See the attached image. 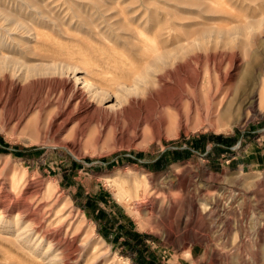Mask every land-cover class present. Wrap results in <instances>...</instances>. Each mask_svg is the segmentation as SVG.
I'll use <instances>...</instances> for the list:
<instances>
[{"label": "rangeland", "instance_id": "374dc122", "mask_svg": "<svg viewBox=\"0 0 264 264\" xmlns=\"http://www.w3.org/2000/svg\"><path fill=\"white\" fill-rule=\"evenodd\" d=\"M180 39L192 58L111 109L15 64L133 75ZM0 41V264H264V0H0ZM218 85L223 122L187 109Z\"/></svg>", "mask_w": 264, "mask_h": 264}, {"label": "bare ground", "instance_id": "6f19581e", "mask_svg": "<svg viewBox=\"0 0 264 264\" xmlns=\"http://www.w3.org/2000/svg\"><path fill=\"white\" fill-rule=\"evenodd\" d=\"M148 4H149V2H148ZM152 4L153 3H151V5ZM40 7H37V8H39L37 12H41ZM108 10H110V8L104 9L103 13L108 11ZM133 10L135 12V15H133L131 17V21H133V23L138 22V21L140 23V21L142 22L144 19L146 20L148 18L147 17L148 11L146 9L145 10L143 9L144 11H142V12H141L142 9H133ZM138 12H141V13H138ZM47 13H48V11H47ZM48 15H50V13ZM9 16H10L9 14L4 12V19L5 20H8ZM18 20H19V23H17L16 28H18V29L24 28L25 29V26L23 24L24 22H22L20 19H18ZM29 27H30V25H29ZM182 41L183 40H181V39L177 41V43L179 45L178 48L164 49L161 51H159V49H154L153 51H150V53H146V52L143 53L142 55L145 56V58L148 60L146 62V66H145L144 70H142L141 72H135L133 75L118 74V75L110 76V75H108L109 71L106 72L105 70H102V69L101 70H99L97 68L96 69H89V68H83V67L71 66V65L59 67L57 64H51L45 68H42L39 63H35L33 65H30V63H28L27 61H18V60H16L15 64L16 65L19 64L18 66L22 67L21 70L23 71L22 73L25 77H30V76L39 75V74H53V73H59V72L66 73V72L71 71L72 74H74L73 75V81H72L73 85L71 86V92L72 93L69 90L70 89L69 86L68 85L67 86L69 88L68 89L69 92L72 94L71 98L74 101L72 103L73 105L74 104L78 105L82 102L87 101L88 102L87 104H90V105L93 104L94 106H99V107L101 106V107H104L106 109H111V108H114L115 106H117L119 104L121 105V103L125 99H127L132 93H137L139 91H143L144 89H146L148 87L149 83H151V81H152L151 79H153V83L155 85L156 84L161 85L162 81L166 82L167 80L171 79L173 72L169 69H166V68L171 67V66L172 67L173 66H180V65L183 66L182 64L183 63L185 64V62L187 61V58H190V57H188V55H190L189 50H187V48H185V45L181 43ZM1 43L2 42L0 41V46H1ZM191 58H192V56H191ZM200 58H201L200 53H195L193 56V59H196V60H198ZM8 60L9 59L7 56L0 54V68H2V69L6 68L8 66ZM164 68H165V70H163ZM90 75H93L94 77L99 76L100 78L93 81L91 78H89ZM228 82H230V81H228ZM197 83H191V82L188 83L191 88H194L192 94L193 93L195 94V92L198 91L197 90V87H198ZM231 83H229V84H231ZM231 87H232L231 85H229V86L218 85L213 91L210 90L208 92L207 97H206V101H204V102L198 103V102L190 101L189 99H187V101H186V106L188 107L187 109H189V110L191 109V111L195 110V112L197 114L200 113L201 110H205L207 112V115H209V114L211 115L215 112H218L222 108V112L219 115L220 116L219 119H220V121L223 122V119H221L222 115H229V112L231 111V108L233 106L231 101L226 102L227 94H228L229 90L231 89ZM66 88L67 87L65 84L63 89H66ZM259 93H260V91L257 94H253V96L250 97L251 103H255L258 99H260L261 96L259 95ZM256 95H258V96L256 97ZM193 102H195V103H193ZM14 224H16V223H14ZM30 229H32V228H30ZM16 231L18 234V235H16L18 239H21V240L25 239V237L23 238V236H25V234L27 232H25L24 228H21V229L18 228V229H16ZM28 236H29V234L27 233L26 237L28 238ZM35 238H36V236H35ZM41 239H42V237H41ZM14 242L17 243L18 241L16 242L14 240ZM34 248H35V246H34ZM50 258H52V257H50ZM45 261H46V259H45ZM57 263L54 262V260L53 261L51 260L49 262V264H57Z\"/></svg>", "mask_w": 264, "mask_h": 264}]
</instances>
